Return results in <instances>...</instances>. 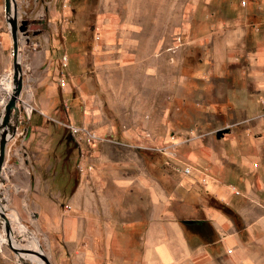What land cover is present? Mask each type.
<instances>
[{"label":"crops","instance_id":"crops-1","mask_svg":"<svg viewBox=\"0 0 264 264\" xmlns=\"http://www.w3.org/2000/svg\"><path fill=\"white\" fill-rule=\"evenodd\" d=\"M68 2L15 0L17 19L26 20L28 27L18 41L17 61L22 90L31 91L33 108L6 143V161L10 151L13 159L5 169L8 180L2 178L1 200L15 208L28 203L36 226L32 230L47 238L55 264H264V0H193L189 7L188 23L204 27L195 38L220 39L212 49L211 70L226 74L215 82L236 94L230 119L239 129H227L229 135L218 137L219 142L204 137L176 145L170 152L177 163L168 188L154 178L140 185L149 198L147 206H132L126 196L113 203L95 201L82 181L72 189L70 181L57 185L53 179L30 177L23 167L32 160L48 169L49 159L69 167L66 154L61 155L66 132L52 118L55 105H65L68 81L77 76L69 72L63 85L57 83L66 53L64 48L59 56L56 51L66 41L80 43L79 31L69 24ZM2 4L0 0L1 100L11 73V38ZM160 19L166 27L179 25L178 0L164 4ZM97 20L102 23L105 17ZM100 32L105 36L107 27ZM32 109L40 116L37 124H30ZM254 120L257 130L251 132L249 122ZM185 166L188 174L183 173Z\"/></svg>","mask_w":264,"mask_h":264},{"label":"rangeland","instance_id":"rangeland-1","mask_svg":"<svg viewBox=\"0 0 264 264\" xmlns=\"http://www.w3.org/2000/svg\"><path fill=\"white\" fill-rule=\"evenodd\" d=\"M166 2L172 0H69V24L79 31L80 43L66 41L55 54L59 56L64 48L68 66L61 69L62 74L64 78L69 72L77 76L73 82L68 81L65 105L58 102L52 116L66 132L67 146L61 155L66 154L69 167L50 159L48 169H40L37 161L32 160L24 165L22 152L17 151L20 164L30 177L36 174L53 179L57 185L70 181L72 189L82 181L90 195L94 193L95 201L113 203L126 196L132 206H147L149 198L141 192L140 185L154 178L168 188L177 163L170 152L176 145L204 137L219 142L220 138L214 137L215 130L239 129V124L230 119L231 99L236 94L220 89L215 82L217 76L226 74L211 70L212 49L219 47V37L212 42L195 38V33H202L204 27L188 23L193 0H178L179 25L163 26L160 17ZM99 15L105 17L102 23L97 20ZM103 26L108 30L105 36L100 32ZM165 27L168 31L162 34ZM27 92L21 91L20 105ZM27 102L33 108L32 95ZM256 121L249 122L251 132L257 130ZM38 122L40 116L32 109L30 124ZM67 124L83 127L101 140L92 145L78 142L70 135ZM54 143L51 152L47 151L50 158L55 153ZM11 152L7 162L5 151L0 186L2 178L8 180L5 169L12 162ZM92 201L89 196V209ZM2 204H6L2 212L11 239L20 243L18 247L39 251L49 264H55L47 238L32 230L36 226L27 211L28 203L20 202L17 208L0 200ZM11 215L18 218L38 245L27 233L20 238L22 228ZM2 230L4 225L0 222V264H19L22 259L8 249ZM25 252L33 261L27 260L28 264H37L38 260L44 264L37 256L28 254L32 252Z\"/></svg>","mask_w":264,"mask_h":264},{"label":"water","instance_id":"water-1","mask_svg":"<svg viewBox=\"0 0 264 264\" xmlns=\"http://www.w3.org/2000/svg\"><path fill=\"white\" fill-rule=\"evenodd\" d=\"M2 9L4 20L7 24L9 35L11 38V86L10 94L1 105L0 109V174L4 168L3 162L5 159L6 143L8 142V140L14 137L17 127L22 124V121L19 119V113L23 109L22 106L19 104L18 97L23 89V77L17 61V47L20 36H25L27 34L28 29L26 20L17 19L16 17L15 0H3ZM225 131H227V129H224L223 131L220 129L216 130L215 137H220ZM1 198L2 197H0V199ZM0 218L3 220L5 236L6 238H8L10 234V229L8 227L7 219L2 211H0ZM183 222L188 221L184 220ZM6 246L17 256L18 259H22L18 260L22 261L18 262L19 264H28L26 261L23 260V256H29L25 251L32 252L28 254H33L37 256L40 260H42L44 264H49L45 256L39 251L30 250L22 247H14L9 242L6 244Z\"/></svg>","mask_w":264,"mask_h":264},{"label":"built area","instance_id":"built-area-1","mask_svg":"<svg viewBox=\"0 0 264 264\" xmlns=\"http://www.w3.org/2000/svg\"><path fill=\"white\" fill-rule=\"evenodd\" d=\"M240 3L244 4V0H241ZM60 59H61L60 67L63 68L66 65V63H65L66 62V55L63 54ZM64 81H65V78H64L62 72L59 71L57 73V83L61 86V85H63ZM21 103H22L21 106H22L23 110L19 113V119L20 120H22L24 116L28 115L24 111L23 101H21ZM66 128L68 129L70 135L74 138V140H77L78 139L77 137L80 136V135H82L84 140H86L87 142H90V143L99 142L101 140L100 137H98L95 134L89 132L88 130H86L83 127H77V126H74L72 124H67ZM189 172H190V168L188 166H185L183 168V173L188 174ZM0 248H2V246Z\"/></svg>","mask_w":264,"mask_h":264},{"label":"bare ground","instance_id":"bare-ground-1","mask_svg":"<svg viewBox=\"0 0 264 264\" xmlns=\"http://www.w3.org/2000/svg\"><path fill=\"white\" fill-rule=\"evenodd\" d=\"M5 87L3 88V98H2V100H1V103L3 104V102L6 100V98L8 97V95L10 94V84L8 83V82H5ZM31 95H32V93L29 91V92H27V95H26V98H24V100H23V107H24V109L26 110V112L27 113H30L29 111H30V109H31V106L28 104V100L29 99H31ZM2 196V195H1ZM1 200V199H0ZM4 206V205H3ZM6 209V208H5ZM5 209H1V207H0V211H3V210H5ZM12 216V215H11ZM12 218L15 220V222H16V225L17 226H19V227H21L22 228V231L20 232V238H21V236H22V234L23 233H27L35 242H36V245H38L37 243V241H36V239L29 233V231L26 229V227L18 220V218L16 219V217H15V215L14 216H12ZM1 223H2V225H4L3 224V221H2V219H1V221H0ZM2 228H3V226H2ZM14 230H16V229H14ZM3 231V230H2ZM16 232H17V230H16ZM3 234H4V237L6 238V236H5V232L3 231ZM13 234V233H12ZM11 234L9 235V237L8 238H6V240L12 245V246H14V247H18L19 245H20V243H17L16 241H14V240H12L11 239ZM38 240V239H37ZM14 244V245H13ZM33 247H35V245L33 246ZM36 248V247H35ZM40 248V247H39ZM28 256H23V260L25 261L26 260V262H27V260H28V262H33L31 259H30V257H28ZM37 264H42V262L41 261H39L38 260V262H37Z\"/></svg>","mask_w":264,"mask_h":264}]
</instances>
